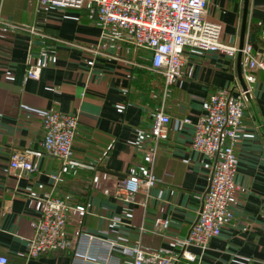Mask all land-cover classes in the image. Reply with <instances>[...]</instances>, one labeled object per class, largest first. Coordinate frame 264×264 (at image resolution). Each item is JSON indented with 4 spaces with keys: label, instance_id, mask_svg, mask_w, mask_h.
Masks as SVG:
<instances>
[{
    "label": "crops",
    "instance_id": "1",
    "mask_svg": "<svg viewBox=\"0 0 264 264\" xmlns=\"http://www.w3.org/2000/svg\"><path fill=\"white\" fill-rule=\"evenodd\" d=\"M207 3L222 42L239 46L245 11L243 42L251 44L254 34L253 51L264 53V0ZM30 64L41 66L39 78L27 76ZM240 71L248 93L235 147L234 217L206 249L188 246L195 260L175 264H264V72L252 70L255 81L249 83L243 56ZM223 88L233 95L243 90L237 54L185 47L180 75L166 84L149 51L130 44L121 28L90 19L86 7L0 0V256L6 264H103L74 261L79 231L180 254L212 175L211 158L190 146L193 124L202 100ZM49 111L78 118L65 165L42 147V116ZM159 111L170 116L168 138L158 140L148 163L143 157L153 145L151 125ZM184 118L189 122L177 128ZM13 152L32 153L36 170L12 169ZM131 175L158 181L126 201L122 180ZM50 191L84 207L68 211L65 234L73 247L29 257L26 242ZM155 218L168 219L167 228L155 230Z\"/></svg>",
    "mask_w": 264,
    "mask_h": 264
},
{
    "label": "built area",
    "instance_id": "2",
    "mask_svg": "<svg viewBox=\"0 0 264 264\" xmlns=\"http://www.w3.org/2000/svg\"><path fill=\"white\" fill-rule=\"evenodd\" d=\"M41 5L61 8L88 9V17L103 27L115 25L125 32V39L133 46L151 53V65L159 70L170 84L180 75L182 52L185 47L204 52H221L234 57L239 48L220 40L221 25L208 18V0H38ZM32 30V29H31ZM248 69L246 79L255 81L252 70L264 72V53H255L250 43L241 48ZM41 66L30 64L26 73L29 78L40 76ZM247 90L233 95L228 89H219L202 100L203 112L193 124L190 146L212 160V175L207 190L199 196L197 217L187 236L182 240L180 254H163L145 249L138 241L123 244L101 238L87 231H79L73 259L81 263L87 260L103 264H175L180 258L193 261L196 256L188 246L206 249L209 240L220 234L224 225L233 219L232 198L237 189L234 177L238 158L235 147L242 129V118L246 107ZM170 116L159 111L151 125L153 145L145 151L144 161L152 163L158 140L168 138L167 125ZM189 122L187 118L177 122V128ZM44 152L67 164L73 154V142L78 125L76 114L49 111L42 116ZM10 167L20 173L36 170L33 154L13 152ZM55 185L59 173L50 175ZM158 179L153 175L142 179L131 175L122 180L124 200H134L139 190H146ZM107 192V190H105ZM70 209L84 211L81 205H70L52 191L40 201V213L33 223L34 233L26 242V255L38 256L51 251L68 250L73 241L65 234L67 215ZM168 219L155 218L154 228L165 229ZM95 253H92L93 251ZM92 251V252H91ZM113 253L120 255L114 258ZM7 259L0 256V264Z\"/></svg>",
    "mask_w": 264,
    "mask_h": 264
},
{
    "label": "water",
    "instance_id": "3",
    "mask_svg": "<svg viewBox=\"0 0 264 264\" xmlns=\"http://www.w3.org/2000/svg\"><path fill=\"white\" fill-rule=\"evenodd\" d=\"M245 15H246V12L244 11L243 23H242V31H241L240 42H239V46H238L239 50L237 52L238 76H239L240 83H241V86H242L243 90H247L248 89L246 84H245V81H244L243 77L241 76V71H240V60H241V56H242L241 48L244 45L243 38H244ZM250 42H251L252 47L256 48V44L254 43L255 42L254 34L250 35Z\"/></svg>",
    "mask_w": 264,
    "mask_h": 264
}]
</instances>
